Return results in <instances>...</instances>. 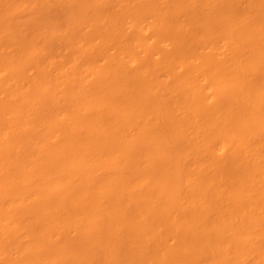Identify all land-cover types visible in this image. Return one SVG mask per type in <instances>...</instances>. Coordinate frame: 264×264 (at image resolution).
<instances>
[{"label": "bare ground", "instance_id": "obj_1", "mask_svg": "<svg viewBox=\"0 0 264 264\" xmlns=\"http://www.w3.org/2000/svg\"><path fill=\"white\" fill-rule=\"evenodd\" d=\"M0 264H264V0H0Z\"/></svg>", "mask_w": 264, "mask_h": 264}]
</instances>
